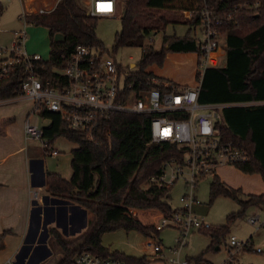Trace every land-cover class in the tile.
<instances>
[{
    "label": "trees",
    "instance_id": "16d2710c",
    "mask_svg": "<svg viewBox=\"0 0 264 264\" xmlns=\"http://www.w3.org/2000/svg\"><path fill=\"white\" fill-rule=\"evenodd\" d=\"M247 9L238 12V7ZM206 9L221 18L217 29L226 34V65L222 68L206 69L202 78L199 102L202 104L228 105L223 111L220 131L224 139L234 140L250 153L249 163L237 165L246 175L260 174L264 181V0H129L121 18V30L115 36V49L141 47L143 55L137 70L131 72L129 82L135 90H148L165 83L147 72L151 65H163L168 53H196L201 65L197 40L165 37L160 51L152 46L143 47L151 32L162 30L168 23L162 17L150 20L163 24L158 29L150 27L149 20H142L145 11L190 12L193 26L201 23L199 11ZM4 6L0 3V16ZM226 16H229L225 18ZM98 18L90 16L81 0H60L50 14L27 15V24L48 30L50 60L44 62L43 76L57 68L62 69L78 46H99L96 39ZM146 25V26H145ZM61 37V39H58ZM200 73L197 74V79ZM155 81V82H154ZM159 83V84H158ZM20 77L3 83L0 98L15 97L20 90ZM49 124L43 127L44 140L49 147L58 138H65L79 145L72 151L73 176L70 181L61 176L47 173L48 191L57 197L70 200L84 208L95 218L91 231L80 248L71 252L62 236L52 230L50 234L67 255L60 264H73L82 252L104 257H114L124 264H153L158 261L124 257L110 253L102 246L104 234L120 229L138 231L148 237V228L132 215L131 210H157L175 213L170 205L173 188L142 184L159 176L166 160L179 156V148L171 144H154L151 141L149 121L146 115L116 113L103 123L95 134L96 143L86 139L83 133L70 130L59 114L42 111L39 113ZM11 117L0 118V132L13 123ZM241 189L228 187L219 176L212 179L210 202L219 197L236 201L243 211L232 214L228 221L234 222L250 206L264 207V194L240 198ZM150 230V229H149ZM151 235L161 231L153 230ZM213 243L227 233V227L217 230L203 229ZM7 233L0 235V246ZM246 244L245 249L248 248ZM71 253V254H70ZM204 262L203 257L196 259ZM68 262V263H67Z\"/></svg>",
    "mask_w": 264,
    "mask_h": 264
},
{
    "label": "built area",
    "instance_id": "2783aa9c",
    "mask_svg": "<svg viewBox=\"0 0 264 264\" xmlns=\"http://www.w3.org/2000/svg\"><path fill=\"white\" fill-rule=\"evenodd\" d=\"M122 1L129 0H83L90 16L99 19L115 18ZM198 14L201 23L195 31L200 28L203 39L194 37L201 55L200 78L194 87L165 82L158 87L137 91L129 82L131 72H125L116 60L106 57L97 46H78L62 69L55 68L48 76H43L46 61L39 55L28 53L25 31L11 33L10 43L0 42V89L8 80L20 77L19 93L13 98H0V105L13 100L32 101L34 113L47 111L59 114L70 130L85 134L92 143H96L95 134L111 115H146L150 117L152 143L171 144L179 148V156L166 160L161 174L153 176L150 185L173 188L180 180L186 183L188 194L181 199L182 209L170 218H162L157 227L159 231L167 227L179 230L182 235L178 240L180 247L168 249L170 254L167 256L161 242H154L153 250L159 259L153 257L152 262L165 260L168 264H209L180 257L189 230L201 231L211 227L195 213V208L201 205L197 196L199 183L206 177L218 176L222 167H237L251 161L250 153L243 145L226 140L221 134L219 127L227 105L199 102L204 73L212 66L211 56L220 50L217 28L223 22L206 9ZM27 15L25 13L22 18L25 20ZM3 33L0 29V39ZM25 135L29 140H42L44 146L49 147L44 140L43 128L33 125L30 119L25 123ZM259 218L255 216L249 222L255 225ZM245 246L233 237L229 251H241ZM232 262L231 258L223 264ZM8 264L13 263L9 261ZM73 264L124 263L114 257L82 252Z\"/></svg>",
    "mask_w": 264,
    "mask_h": 264
},
{
    "label": "rangeland",
    "instance_id": "374dc122",
    "mask_svg": "<svg viewBox=\"0 0 264 264\" xmlns=\"http://www.w3.org/2000/svg\"><path fill=\"white\" fill-rule=\"evenodd\" d=\"M4 6V12L0 16V29L4 31L1 36L0 42L2 44L10 43V34L16 31H25L27 37L26 48L29 54L39 55L45 61L50 60V48L48 40V32L43 27H36L28 25L22 16L24 12L28 15L52 13L60 0H0ZM81 2L84 4L83 0ZM127 2L122 1L121 9L115 18H103L99 19L96 27V39L100 42L99 47L104 51L106 57H110L117 61V63L123 68L125 72H132L137 70L140 64L141 57L143 55V48L141 47H122L115 49V36L117 32L121 30V18L126 8ZM247 9L246 5L238 7V12ZM177 13V12H176ZM152 17L165 19V23H168L162 30L158 28L163 24L150 20ZM194 16V15H193ZM229 16H226L227 18ZM228 21L231 18H227ZM142 20H149L150 27L158 29L151 32L145 41L143 47L152 46L154 50L160 51L163 47V39L165 37H178L185 38L189 35L190 25L185 24L183 16L174 15L173 12L164 11H145ZM183 20V21H182ZM180 23H173V22ZM194 18L189 20L192 24ZM146 26V25H145ZM195 35L199 39H203V35L200 28H196V31L192 30L190 37L194 38ZM225 36L220 33V38ZM226 46V44H225ZM224 46V49L226 47ZM220 53L216 56H218ZM222 58L215 61L218 64V68L224 66ZM198 56L196 53H168L163 65L154 64L148 69L154 76L163 79L166 82H171L179 86L194 87L197 85V74L200 71L198 67ZM224 65H223V64ZM131 65H136L135 68H131ZM251 106L264 105V103H254ZM34 111V105L26 100L12 102V104L0 107V117H11L14 119L13 124L8 129V141L9 148L4 150V141H0V153L6 155V153L14 152L19 146L26 142L25 138V123L30 115V122L33 125H37L43 128L48 124V120L43 119L38 113H32ZM35 144L37 142H30ZM57 145L59 149V158L49 160L48 173L61 176L64 180L70 181L73 176L72 168V150L79 147L75 142H71L65 138H58ZM36 146V145H34ZM38 148V146H36ZM17 166V171L20 173V158H15L11 161ZM218 175L221 180L226 183L228 187L234 189H241L243 192L240 198L244 201L247 200L249 195H262L264 193V181L260 174L246 175L236 167H222L218 170ZM211 177H206L199 183L197 196L201 203L200 206L195 208L197 217L204 221L206 224L212 227V230H217L221 227H227V233L224 237L219 238L217 242L212 241L206 232H200L196 230H189L185 236V246L181 249V259L196 260L203 257L204 262L209 264H223L232 258V264H264V207L250 206L248 207L242 216L238 217L234 222L229 223L228 219L232 214H238L243 211V208L234 200L226 197H219L215 202H210V185L212 182ZM144 189L150 187V182L147 181L142 184ZM188 194V189L184 180H180L171 192L170 205L174 210H180L183 207L181 199ZM68 199V198H67ZM47 210V209H46ZM132 215L139 219L143 225L148 228V237L138 231H126L123 229L106 233L102 236V246L109 249L110 253H119L124 257L131 258H146L151 261L156 254L153 250L154 242H161L163 248L166 250L180 247L178 240L182 237L181 232L175 228H164L159 235H151L153 230H157L162 218H170L172 213L160 212L157 210H131ZM42 212V211H41ZM51 212V211H49ZM41 214V213H39ZM43 215V214H41ZM255 216H259L257 224L253 225L249 220ZM50 217V216H49ZM55 219L62 222L61 215L54 211ZM67 220V219H66ZM64 219V224L65 221ZM95 218L90 214L89 228ZM59 222V223H60ZM61 224V223H60ZM54 228L48 229L43 227L38 231L39 246H34V253L28 260L27 250H22L18 258V264H60L66 259L67 255L57 244L55 238L50 234ZM150 229V230H149ZM55 230V229H54ZM37 231V230H36ZM57 231V230H56ZM61 236V232L57 231ZM86 234L73 236L66 240L68 248L71 252L77 251L83 244ZM50 237L48 243L49 248L53 252V256L49 260L38 261L40 256V247L43 242ZM236 238L240 243L247 244L248 248L241 251L230 252L229 243L231 238ZM14 247V246H13ZM12 246L5 249L0 253V264H7L14 259L15 253H13ZM260 250V253L257 251ZM71 254V253H70ZM232 256V257H231ZM68 263V262H67ZM153 264H168L167 261H158Z\"/></svg>",
    "mask_w": 264,
    "mask_h": 264
},
{
    "label": "crops",
    "instance_id": "0c3cea01",
    "mask_svg": "<svg viewBox=\"0 0 264 264\" xmlns=\"http://www.w3.org/2000/svg\"><path fill=\"white\" fill-rule=\"evenodd\" d=\"M1 5L3 6L2 3ZM173 13L174 15H177L179 17H184V21H182L185 24L190 25V35V33H192L193 28L195 30L196 27L189 23V20L193 18L194 14L190 12ZM24 21L26 22V19ZM173 23L180 22L176 21ZM58 39H61V37H58ZM225 44L226 37L223 36L220 38V50L211 56L212 68H218L219 63H215V61L219 60V58H222V62L226 65V50L224 49ZM219 53V58H217L216 56ZM225 65L219 68L225 67ZM147 72L149 71L147 70ZM17 101L23 100L9 101L1 104L0 107L12 104V102ZM26 101L33 103L29 100ZM32 113L34 114V112ZM27 119H30V115ZM12 124L13 123L9 124L6 127L4 133L0 132V141L5 142L3 145L4 150H7L10 146L8 143V141L10 140L8 139V129L11 127ZM32 141H35L37 143H30ZM34 145L38 146V148ZM59 153L60 152L58 149L57 141L53 143L50 147H45L44 142L42 140H29L27 138L26 142L23 141V144L19 146L14 152L6 153V155H2L0 153V235L3 233H7L0 246V253L8 247L14 246L12 249H14L13 253H15V255L14 259L11 260L13 264H18V258L20 253L27 247L28 250L26 251V258L28 260L31 258L32 254L35 251L34 246L38 247L40 245L38 241L39 238H37V234L38 231L41 230L43 227L47 226L48 229L54 228L55 230L61 232L62 236L66 240L70 239L73 236H78L81 234L88 235L91 231V228H89V212H87L84 208L80 207L79 205L71 202L70 200L54 196L48 191L46 175L49 172V160L47 159V157L51 158L52 160L58 159ZM17 157L21 160L20 173L17 171V166L15 165V163L11 162ZM54 211L61 215L62 222H60L59 220L57 221L55 219ZM64 219H67L65 221V224L63 222ZM49 241L50 237L47 238L43 242L44 244L42 245V247L38 249L40 250V258L38 261L49 260L50 257L53 256V252L48 245Z\"/></svg>",
    "mask_w": 264,
    "mask_h": 264
},
{
    "label": "water",
    "instance_id": "95a60500",
    "mask_svg": "<svg viewBox=\"0 0 264 264\" xmlns=\"http://www.w3.org/2000/svg\"><path fill=\"white\" fill-rule=\"evenodd\" d=\"M135 66H136V65H131V68L133 69V68H135Z\"/></svg>",
    "mask_w": 264,
    "mask_h": 264
}]
</instances>
